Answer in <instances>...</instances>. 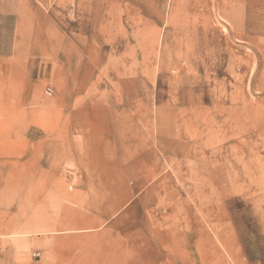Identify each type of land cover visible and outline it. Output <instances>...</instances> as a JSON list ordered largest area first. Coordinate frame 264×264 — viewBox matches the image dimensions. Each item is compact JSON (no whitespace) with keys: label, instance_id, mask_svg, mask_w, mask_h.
Returning <instances> with one entry per match:
<instances>
[{"label":"rangeland","instance_id":"rangeland-1","mask_svg":"<svg viewBox=\"0 0 264 264\" xmlns=\"http://www.w3.org/2000/svg\"><path fill=\"white\" fill-rule=\"evenodd\" d=\"M0 264H264V0H0Z\"/></svg>","mask_w":264,"mask_h":264},{"label":"crops","instance_id":"crops-1","mask_svg":"<svg viewBox=\"0 0 264 264\" xmlns=\"http://www.w3.org/2000/svg\"><path fill=\"white\" fill-rule=\"evenodd\" d=\"M37 76H43V79H47L48 77V74H46L45 70H42L40 67H38V70H37Z\"/></svg>","mask_w":264,"mask_h":264}]
</instances>
